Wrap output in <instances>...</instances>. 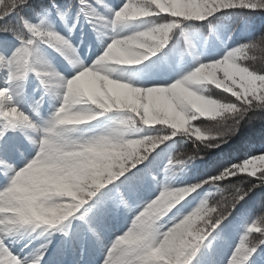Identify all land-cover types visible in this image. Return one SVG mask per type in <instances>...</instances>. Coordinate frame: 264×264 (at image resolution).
Listing matches in <instances>:
<instances>
[{
  "label": "snow or ice",
  "instance_id": "6c2138e0",
  "mask_svg": "<svg viewBox=\"0 0 264 264\" xmlns=\"http://www.w3.org/2000/svg\"><path fill=\"white\" fill-rule=\"evenodd\" d=\"M253 13L264 0H0V264H264V147L231 148L264 134V32L207 51ZM168 55L173 80L115 74Z\"/></svg>",
  "mask_w": 264,
  "mask_h": 264
},
{
  "label": "rangeland",
  "instance_id": "374dc122",
  "mask_svg": "<svg viewBox=\"0 0 264 264\" xmlns=\"http://www.w3.org/2000/svg\"><path fill=\"white\" fill-rule=\"evenodd\" d=\"M111 3H117V0H110ZM225 23L228 25L230 29H234L231 32V39H227V32H218L217 35L219 39L216 37H208V45L207 51L211 52L214 48L220 47L221 41H227L229 45H235L238 43H243L249 40L252 36H255L254 33L258 30L259 25L264 23V19H260L257 13L247 14V15H232L225 17ZM193 31L202 34L203 36H208V28L207 26L199 27L197 26ZM79 34L77 33V38ZM87 40V37H85ZM87 51V49H84ZM54 57V63L57 65L58 68L63 69L66 67L63 61L60 60L58 56L52 54ZM257 66H261L260 54L257 53ZM155 59V57L153 58ZM191 57L185 58V63H190ZM148 62H144L141 65H131V66H121L117 69L116 75H123L125 79H131L134 84L136 83H152L155 81H162V80H173L175 79V67H176V60L174 56L168 55L164 56L159 63L153 68H145V64ZM205 125L207 121L204 122ZM239 139L235 145H232L231 148L238 152V153H245L247 151L259 150L261 147H264L263 144H252L249 138ZM163 147V146H162ZM160 151V149H157ZM190 151V150H186ZM215 155L214 152L210 153V156ZM166 154H162L158 164L159 167L162 169L163 164L166 162ZM203 166L200 165L198 167H190L184 173H180L177 176V182L180 180H195L197 176L203 173ZM236 242V237H233V241ZM99 253L96 252H86L85 255L81 259V264H97L99 260ZM74 257L71 255L68 256H60L53 253L49 260L52 264H71Z\"/></svg>",
  "mask_w": 264,
  "mask_h": 264
},
{
  "label": "trees",
  "instance_id": "16d2710c",
  "mask_svg": "<svg viewBox=\"0 0 264 264\" xmlns=\"http://www.w3.org/2000/svg\"><path fill=\"white\" fill-rule=\"evenodd\" d=\"M257 14H259L264 19V13H257ZM261 32H264V23L261 25L260 29L255 34V36L259 35ZM246 136H247L246 138L252 139L251 140L252 144L256 143V144H263L264 145V134H262L259 130H256L254 132L246 133ZM239 139L242 140V138H239V137L238 138H234L233 141L231 142V146L235 145ZM183 147L188 148V149H185V150H191L190 143L189 144H184Z\"/></svg>",
  "mask_w": 264,
  "mask_h": 264
}]
</instances>
